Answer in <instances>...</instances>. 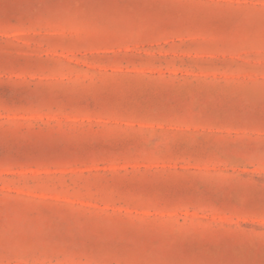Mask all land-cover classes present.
Here are the masks:
<instances>
[{
    "label": "rangeland",
    "instance_id": "1",
    "mask_svg": "<svg viewBox=\"0 0 264 264\" xmlns=\"http://www.w3.org/2000/svg\"><path fill=\"white\" fill-rule=\"evenodd\" d=\"M264 0H0V264H264Z\"/></svg>",
    "mask_w": 264,
    "mask_h": 264
},
{
    "label": "snow or ice",
    "instance_id": "2",
    "mask_svg": "<svg viewBox=\"0 0 264 264\" xmlns=\"http://www.w3.org/2000/svg\"><path fill=\"white\" fill-rule=\"evenodd\" d=\"M259 74L261 77V82L264 84V45L261 48V57L258 65ZM262 158H264V151H262Z\"/></svg>",
    "mask_w": 264,
    "mask_h": 264
}]
</instances>
